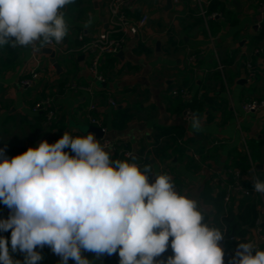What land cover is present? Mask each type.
<instances>
[{
	"label": "crops",
	"instance_id": "obj_1",
	"mask_svg": "<svg viewBox=\"0 0 264 264\" xmlns=\"http://www.w3.org/2000/svg\"><path fill=\"white\" fill-rule=\"evenodd\" d=\"M263 2L210 0L207 10L214 8L218 16L205 20L197 0L170 6L168 0H131L125 11L133 27L121 53L101 59L99 81L90 69V54L66 51L80 45V33L89 40L109 29V0H75L62 9L69 33L56 47L0 46V159L45 140L54 144L65 132L86 136L89 131L77 126L92 125V115L116 145L115 151L107 150L113 160L150 166L149 183L169 171L179 193L197 200L213 221L218 210L209 197L223 190L229 168L242 169L249 187L255 176L264 181V107L251 113L243 109L248 101L264 100ZM144 15L141 26L137 21ZM89 18L92 23L85 27ZM33 69L41 75L22 86ZM49 96L58 113L46 125L45 112L34 107ZM188 109L201 118L199 131L185 118ZM64 151L74 155L70 147ZM241 199L233 198L227 213L237 212ZM251 199L258 205L260 196ZM222 204L219 219L226 214L224 199ZM6 217L8 207L0 203V219ZM245 240L257 247L264 243L254 228H248Z\"/></svg>",
	"mask_w": 264,
	"mask_h": 264
},
{
	"label": "clouds",
	"instance_id": "obj_2",
	"mask_svg": "<svg viewBox=\"0 0 264 264\" xmlns=\"http://www.w3.org/2000/svg\"><path fill=\"white\" fill-rule=\"evenodd\" d=\"M75 0H0V46L60 44L69 33L62 11ZM92 23L89 18L85 27ZM201 118L193 113L191 128ZM74 153L65 152L69 148ZM4 150L0 149V157ZM151 167L113 160L95 135L65 132L54 144L46 140L11 159H0V203L11 210L0 219V232L11 230V252L24 254L23 264H38L37 248L49 247L61 264H93L118 252L119 264H165L157 261L169 247L166 264H224V232L210 227L198 201L180 194L168 174ZM264 194V181L253 179ZM0 264H21L0 236ZM232 264H264V249L238 243Z\"/></svg>",
	"mask_w": 264,
	"mask_h": 264
},
{
	"label": "built area",
	"instance_id": "obj_3",
	"mask_svg": "<svg viewBox=\"0 0 264 264\" xmlns=\"http://www.w3.org/2000/svg\"><path fill=\"white\" fill-rule=\"evenodd\" d=\"M173 3H179L180 0H172ZM131 0H109V6H110V19H109V29L105 32L96 35L92 37L91 39H86L85 33H80L77 38L80 41V45L75 47L74 49H71L69 53H83V54H90L91 55V65L90 69L94 73L95 77L102 81V76L98 72V66L102 58L108 56V55H116L119 52L122 51V49L125 46L126 43V34L129 32L130 28H132V19L128 17L125 7L129 6ZM210 0H197L198 5V15L202 16L207 19H212L218 16L216 12H208L207 10V4H209ZM259 10L261 13H264V2L260 4ZM147 16L144 15L140 20L137 21L139 25H144L146 23ZM50 47H56L55 41L52 42V44L48 45ZM194 59V58H193ZM218 68L222 69L223 66L221 64L218 65ZM248 69L250 76L255 75L254 66L252 64H248ZM41 75V70L39 69H33L30 72V75L28 77H25L21 80L22 86L28 87L35 83V81L39 78ZM75 87V86H73ZM89 92L92 91L91 88H85ZM183 96L185 95V92H182ZM113 105H115L114 101H111ZM264 107V100H251L243 104V109L247 113L255 112L260 108ZM96 106L92 104L90 106V109H95ZM34 110L37 112L39 110H42L46 114V125H51L52 122L57 118L58 109L54 102V98L52 96H49L42 101L38 102ZM193 112L191 110H186L185 118L187 120L191 119ZM90 118V124L99 126L103 129L104 133L106 131V128H104L101 124V121L98 117L89 115ZM71 136L76 137L79 136L75 132L69 133ZM99 142L102 146H105V150H111L115 151L116 145L105 135L101 136L99 139ZM244 146L246 151L248 152V145L246 140L244 139ZM127 156H129V152H125ZM196 157V154H195ZM229 180L226 183H222L221 189L225 190L224 195V201L226 203V214L228 212L229 207L227 206L230 204L233 198L239 199L243 197H252L254 195H259L260 200L257 205V209L259 211L256 224H255V232L259 239L264 241V194L258 193L253 190V186L249 187L246 184V178L244 176V173L242 169L239 167H233L229 168L228 171ZM164 174H168L172 177V175L169 173V171H166ZM258 178L255 176L253 179ZM259 179V178H258ZM173 183L176 187V190L179 192V187L174 181L172 177ZM232 238L231 240H233ZM237 241L240 240V238H235ZM222 248L224 249V252L226 250L225 243H221Z\"/></svg>",
	"mask_w": 264,
	"mask_h": 264
},
{
	"label": "trees",
	"instance_id": "obj_4",
	"mask_svg": "<svg viewBox=\"0 0 264 264\" xmlns=\"http://www.w3.org/2000/svg\"><path fill=\"white\" fill-rule=\"evenodd\" d=\"M208 12L212 13L214 12V8H210ZM161 148V147H160ZM159 148V149H160ZM159 151V150H158ZM244 171H247L248 168H243ZM250 185V184H249ZM225 191L222 190L218 196H210L209 200L210 202L214 203V206L217 208V213L215 215L214 220H210V216L207 212L203 210L205 222L210 227H216L221 229L224 232V239L220 243H226V241H229V244H227V250H231L232 248L238 246V243L240 242H246L245 236L248 232V228L252 229L255 227L256 220L258 217V210H257V204L251 199V197H243L238 205V211H232L230 210L229 213L223 214L222 217L219 219V213L223 209L222 201L224 199ZM0 236L6 238L9 241V249H10V255H14V260L21 261V264H23L24 260V254L17 251V252H11V246H10V237H11V230L7 232H0ZM234 238L233 240H231ZM235 238H240V240H236ZM171 237L169 238V247L168 249L157 258V261H167V258L169 256L174 255L172 249H171ZM260 249H264V243L260 244ZM41 253L43 256V259L38 262V264H61L60 257L53 254L49 247L45 246L43 249H36ZM82 255L87 257L89 260H92L93 264H119V255L118 252L108 256L104 255L100 257L99 259L95 258L94 253H89L86 251L82 252ZM68 264H75V261L69 260Z\"/></svg>",
	"mask_w": 264,
	"mask_h": 264
},
{
	"label": "water",
	"instance_id": "obj_5",
	"mask_svg": "<svg viewBox=\"0 0 264 264\" xmlns=\"http://www.w3.org/2000/svg\"><path fill=\"white\" fill-rule=\"evenodd\" d=\"M168 4L169 6L172 5V0H168ZM238 5V4H237ZM121 53V52H120ZM54 54V53H53ZM55 60V59H54ZM100 83V82H99ZM78 128H80V130H82L83 132H94L96 134L97 137H101L104 135V131L101 127L99 126H96V125H89V126H77ZM2 204V203H1ZM11 214V210L8 208V217L10 216ZM237 247L236 246L233 250L231 251H228L227 253H224V261H226V259L231 256L234 252L237 251Z\"/></svg>",
	"mask_w": 264,
	"mask_h": 264
},
{
	"label": "rangeland",
	"instance_id": "obj_6",
	"mask_svg": "<svg viewBox=\"0 0 264 264\" xmlns=\"http://www.w3.org/2000/svg\"><path fill=\"white\" fill-rule=\"evenodd\" d=\"M235 253H236V252H234L233 254L235 255ZM233 257H234V256H231L226 262H224V264H232Z\"/></svg>",
	"mask_w": 264,
	"mask_h": 264
}]
</instances>
